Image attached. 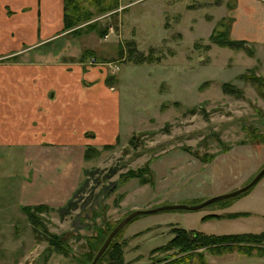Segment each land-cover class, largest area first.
Returning a JSON list of instances; mask_svg holds the SVG:
<instances>
[{"label": "rangeland", "instance_id": "obj_1", "mask_svg": "<svg viewBox=\"0 0 264 264\" xmlns=\"http://www.w3.org/2000/svg\"><path fill=\"white\" fill-rule=\"evenodd\" d=\"M219 1L229 0H117L106 11L97 8L109 0L81 2L91 15L75 25L77 32L66 34L79 39L84 53L91 54L90 61L107 65L111 82L118 80L120 134L114 143L74 148L81 155L79 165L72 155L63 167L65 177L58 168L64 156H23L13 145L0 149V183L26 179L25 162L42 169L36 171L40 177L27 182L45 181L43 167L48 160L54 173L60 172L55 187L39 186L57 195L55 204L33 209L36 225L30 222L32 235L25 238L29 236L37 249L23 255L14 227L1 228V262L90 264L108 233L131 211L199 203L241 187L261 169L264 96L246 78L248 73L256 74L248 67L252 60L244 58L241 49L211 42L212 21L191 26L198 15L201 21L206 19L208 5ZM105 23V33L99 34L97 27ZM226 25L220 29L226 30ZM113 48L120 49L117 56L104 60L103 53ZM263 178L264 174L250 190L197 209L136 214L113 235L121 243L125 262L154 264L164 255L168 259L180 255L153 250L167 243L180 226L218 234L264 230V214L235 215L243 209L264 211V199L253 204L258 195L264 197ZM71 182V192L64 197ZM15 199L11 197L8 208L0 205V223H22ZM214 213L219 215L202 218ZM20 231L23 237L29 233L23 226ZM200 245L184 264H256L258 260L264 264V240L250 244L248 252Z\"/></svg>", "mask_w": 264, "mask_h": 264}, {"label": "crops", "instance_id": "obj_2", "mask_svg": "<svg viewBox=\"0 0 264 264\" xmlns=\"http://www.w3.org/2000/svg\"><path fill=\"white\" fill-rule=\"evenodd\" d=\"M207 9L206 19L201 21L198 15L191 26L197 28L200 22L212 21L213 28L219 21L224 25L227 22L228 37L243 41L246 49L251 50L249 54L240 48L244 58L252 60L248 67H253L257 75L264 77V2L219 1L209 4ZM70 29H64L63 0H0V149L13 145L23 156L49 153L64 156L58 167L64 177L63 167L72 155L79 165L81 155L78 150L74 152V148L114 143L121 126L120 94L115 85L118 80L111 82L106 64L89 60L91 54L84 53L79 39L66 34ZM119 50L110 49L101 57L112 59ZM38 166L25 162L23 175L26 179L22 178L20 183H0V191L3 190L0 205L7 206L11 197H15L23 220L21 224L1 222L0 230L14 227V234L20 237L18 246L23 248V255L37 248L30 241L32 227L21 206L55 204L57 195L55 190L51 194L39 189L40 185L50 188L58 184L56 174L60 172L54 173L52 168L55 166L50 160L43 167L45 181L27 182L40 177L36 171L42 169ZM64 180L60 179V183ZM72 184L66 187L69 192L64 197L71 192ZM260 191L264 192L263 189ZM261 199H264L263 195H258L253 204ZM254 209L242 211H248V215L264 214V211ZM22 226L29 232L24 237L20 231ZM260 262L258 260L256 264Z\"/></svg>", "mask_w": 264, "mask_h": 264}, {"label": "trees", "instance_id": "obj_3", "mask_svg": "<svg viewBox=\"0 0 264 264\" xmlns=\"http://www.w3.org/2000/svg\"><path fill=\"white\" fill-rule=\"evenodd\" d=\"M83 0H63V23L64 29H70V32H77L75 25L79 21L87 20L91 15V12L87 10V7H83L81 2ZM90 2L94 0H89ZM117 0H109L106 5L99 6L97 9L101 11H106L111 9L116 5ZM97 3V2H96ZM95 3V4H96ZM99 3V2H98ZM222 22H217L212 28L209 35L211 42L216 43L220 46H228L233 49H246V45L243 41L231 40L228 37V31H223L220 29ZM93 26V25H91ZM107 24H102L97 27V32L103 34L106 31ZM250 54L251 50L246 49ZM242 76V75H241ZM252 83L256 85V88L264 96V91L261 88H264V77L257 75L255 73H248L246 75ZM230 87L226 88L225 91H230ZM241 194V193H240ZM46 204H35V205H24L23 209L27 215L28 220L32 223L33 226L36 225V215L33 212V209L45 207ZM238 214L248 215V211L239 212ZM219 214H206L202 218L206 219L211 216H218ZM233 215V216H235ZM119 231V230H118ZM262 235V236H261ZM264 240V230L259 232H235V233H207L196 228L186 229L184 227H177L175 234L172 238L168 240L167 243L160 244L155 246L153 250L161 251H170L169 255H176L181 253L171 259L167 258V255L157 258L154 264H184V262L192 256L191 250L196 246L201 247L204 244L214 250L224 251L236 248L240 252H248L250 250V244L254 242ZM95 264H127L123 258V251L121 248V243L115 239V236L111 239L105 250L96 260Z\"/></svg>", "mask_w": 264, "mask_h": 264}, {"label": "water", "instance_id": "obj_4", "mask_svg": "<svg viewBox=\"0 0 264 264\" xmlns=\"http://www.w3.org/2000/svg\"><path fill=\"white\" fill-rule=\"evenodd\" d=\"M264 174V165L261 167V169L252 177V179L242 185L241 187H238L234 190L225 192V193H221V194H217L214 196H211L207 199H205L202 202L199 203H195V204H187V203H174V204H166V205H162V206H158V207H154V208H150V209H135L133 211H131L130 213H128L124 218H122L114 227L113 229L108 233L107 237L105 238V240L103 241L102 245L99 247V249L96 251L93 259L91 260L90 264H95L96 260L99 258V256L102 254V252L104 251V249L106 248L107 244L109 243V241L111 240V238L113 237V235L125 224L127 223L128 220H130L133 216H135L136 214L139 213H146V212H153V211H157V210H161V209H173V208H190V209H197L200 208L201 206L208 204L212 201L221 199V198H226V197H230V196H234V195H238L240 193H243L247 190H249L258 180L259 178Z\"/></svg>", "mask_w": 264, "mask_h": 264}, {"label": "built area", "instance_id": "obj_5", "mask_svg": "<svg viewBox=\"0 0 264 264\" xmlns=\"http://www.w3.org/2000/svg\"><path fill=\"white\" fill-rule=\"evenodd\" d=\"M261 1H263L264 2V0H261ZM92 60V59H91Z\"/></svg>", "mask_w": 264, "mask_h": 264}]
</instances>
